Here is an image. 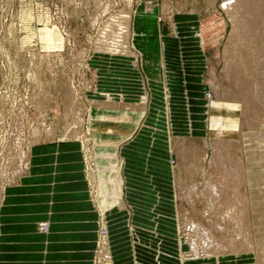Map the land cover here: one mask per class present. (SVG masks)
Returning a JSON list of instances; mask_svg holds the SVG:
<instances>
[{
  "label": "rangeland",
  "instance_id": "rangeland-1",
  "mask_svg": "<svg viewBox=\"0 0 264 264\" xmlns=\"http://www.w3.org/2000/svg\"><path fill=\"white\" fill-rule=\"evenodd\" d=\"M245 1L0 0V207L32 145L75 141L90 264L174 261L178 235L187 264H264V0Z\"/></svg>",
  "mask_w": 264,
  "mask_h": 264
},
{
  "label": "crops",
  "instance_id": "crops-1",
  "mask_svg": "<svg viewBox=\"0 0 264 264\" xmlns=\"http://www.w3.org/2000/svg\"><path fill=\"white\" fill-rule=\"evenodd\" d=\"M144 2L151 3L154 12H158V4L162 3L160 0ZM170 9L167 5L163 7L165 11ZM140 13V18L156 23L154 15L150 18ZM194 35L200 34L196 31ZM80 150L75 141L32 145L26 175L3 192L0 264H90L96 238V212L88 193ZM125 153L129 149L122 151L126 158ZM140 170L145 171L144 165ZM121 206L124 207L123 203ZM41 220L50 224L47 234L37 229V222ZM109 221L110 238L116 243L118 235L126 233L119 229L117 221L111 218Z\"/></svg>",
  "mask_w": 264,
  "mask_h": 264
},
{
  "label": "bare ground",
  "instance_id": "bare-ground-1",
  "mask_svg": "<svg viewBox=\"0 0 264 264\" xmlns=\"http://www.w3.org/2000/svg\"><path fill=\"white\" fill-rule=\"evenodd\" d=\"M243 3H246V1L245 0H243ZM233 11H232V14H233V17L231 18L232 19V22H233V24L235 25V34L238 36V35H240V33H242V22H246L247 20L249 21L251 18H253V13L251 14L250 12H246V13H241L240 11L238 12L237 10H235V8H233L232 9ZM252 16V17H251ZM243 20V21H242ZM240 36H242V35H240ZM257 67H259V66H257ZM262 68H263V66H262ZM264 69V68H263ZM13 182V181H12ZM14 184V183H13ZM17 185V184H16ZM11 186V185H10ZM101 199V198H100ZM107 199V198H106ZM105 198L104 199H102V201L101 202H99V204H100V206H102L104 209H103V212L104 213H106L107 211H108V201L106 200ZM154 202H155V206L158 208V209H161V207H163L162 206V201H160V199H156V200H154ZM105 207H107V208H105ZM110 207H111V205H110ZM109 207V208H110ZM119 208V207H118ZM173 224V223H172ZM48 226H47V228H46V232H44L45 234H47L48 232H49V230H50V224H47ZM45 228V227H44ZM41 232V231H40ZM160 239V238H159ZM152 240H155L154 242L155 243H157L158 242V238L157 237H152L151 238V241ZM176 245L178 246V256H177V258L178 259H176V260H174V261H176V263H178V264H187V262L184 260V256L182 255V248H184V247H186V245L187 246H191L192 247V245L190 244V242L188 241L187 243L185 242V244H184V242H182L181 240H180V237H179V235H178V241L176 242ZM169 249V248H168ZM155 254V253H154ZM149 260V259H148ZM173 260V259H172ZM178 260H179V262H178ZM198 260V259H197ZM146 261V260H145ZM174 261H171V259H169V258H165L164 256H161L160 255V253L159 252H157V255H156V264H163V263H168V264H170V263H173ZM196 260H194V262H195ZM200 260H198L197 262H199ZM193 263V262H192ZM148 264V263H147Z\"/></svg>",
  "mask_w": 264,
  "mask_h": 264
},
{
  "label": "built area",
  "instance_id": "built-area-1",
  "mask_svg": "<svg viewBox=\"0 0 264 264\" xmlns=\"http://www.w3.org/2000/svg\"><path fill=\"white\" fill-rule=\"evenodd\" d=\"M42 226H44V225H42Z\"/></svg>",
  "mask_w": 264,
  "mask_h": 264
}]
</instances>
